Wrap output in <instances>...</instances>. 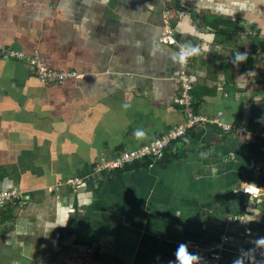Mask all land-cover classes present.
Returning a JSON list of instances; mask_svg holds the SVG:
<instances>
[{"label": "crops", "instance_id": "crops-1", "mask_svg": "<svg viewBox=\"0 0 264 264\" xmlns=\"http://www.w3.org/2000/svg\"><path fill=\"white\" fill-rule=\"evenodd\" d=\"M165 11L174 44L160 40ZM192 26L211 35L189 64L192 112L208 120L178 138L174 160L98 170L188 119L175 97L178 46L205 43ZM0 46L84 74L46 84L0 55V190L24 199L0 208V264H169L181 242L197 264H251L264 200L243 188H264V139L219 122L264 131V0H0Z\"/></svg>", "mask_w": 264, "mask_h": 264}, {"label": "built area", "instance_id": "built-area-1", "mask_svg": "<svg viewBox=\"0 0 264 264\" xmlns=\"http://www.w3.org/2000/svg\"><path fill=\"white\" fill-rule=\"evenodd\" d=\"M163 43H177L175 38V28L171 22L170 15L167 11L164 13V23L162 27V35L160 38ZM184 45H179V50ZM0 55L4 58L16 59L27 63L35 72L37 77L46 84L61 83L68 79H79L84 76L83 73L77 70H60L49 66L41 57L39 50H35L32 53H26L23 50H16L7 46H0ZM190 56L186 57L183 62L179 60V69L177 73V80L181 85L180 94L175 97L177 104L184 106L187 110L189 117L184 123H179L173 128L169 129L163 136L157 138L151 142L140 145L139 147L131 150H122L111 158L101 160L98 165V170H111L124 167L128 164L135 163L139 160L147 158L153 161H159L163 158L165 148L172 141L187 133V131L195 125L207 121L208 119L202 115L192 112V89L193 80L189 72ZM214 121H218L215 119ZM225 130H234L238 134H247L251 140H255L256 137L264 139V131L258 132L256 135H251L243 127L232 126L230 124L220 123ZM64 183L72 186H77L82 183L80 177L67 178ZM56 187H51L54 190ZM244 191L250 194L258 201H263L264 188L258 184L247 183L244 186ZM23 194L17 188H6L0 190V208H4L9 205L23 204ZM242 216L232 215L229 217L230 221L241 220ZM264 237V234L262 235ZM90 255L94 252V248L90 247L86 249ZM212 257L219 258V253L213 252ZM90 256L86 259L84 264H89ZM264 261V246H259L257 253L252 257L251 264H261Z\"/></svg>", "mask_w": 264, "mask_h": 264}, {"label": "clouds", "instance_id": "clouds-1", "mask_svg": "<svg viewBox=\"0 0 264 264\" xmlns=\"http://www.w3.org/2000/svg\"><path fill=\"white\" fill-rule=\"evenodd\" d=\"M219 7L226 12L229 11V9L224 4H220ZM185 31L193 32L196 33L198 36H202L205 40V43L203 44L202 47L198 45L193 46L192 44L184 45L177 54V57L181 62H183L185 58L190 55L200 53L202 49L207 51L209 48V44L207 43V41L211 39L210 34H205L204 32H197V29L194 26L185 29ZM247 55L248 54L246 52L236 50L235 58H234L235 62L238 63L240 61L246 60ZM202 154L206 155V153H202ZM66 222L57 219L55 221H46L42 226L45 230L51 231L56 225L63 224ZM257 244L260 246H264V237L259 238L257 240ZM176 255H177V259L175 261H170L169 264H197V261L199 259V255L195 252L190 251L188 246L184 242H181V244L177 247ZM233 264H245V258L243 254L237 257L233 261ZM261 264H264V261H262Z\"/></svg>", "mask_w": 264, "mask_h": 264}, {"label": "trees", "instance_id": "trees-1", "mask_svg": "<svg viewBox=\"0 0 264 264\" xmlns=\"http://www.w3.org/2000/svg\"><path fill=\"white\" fill-rule=\"evenodd\" d=\"M176 144H178V138L175 139V140H172V141L167 145V147L165 148V152H164V155H163V156H166V153H168V151H170V152H171V155H170V157H169V160H174V159H176V158L179 156V154H178V152H179V146L176 145ZM174 145H176V146H174ZM163 158H164V157H163Z\"/></svg>", "mask_w": 264, "mask_h": 264}]
</instances>
